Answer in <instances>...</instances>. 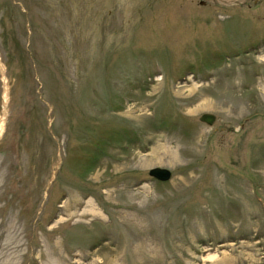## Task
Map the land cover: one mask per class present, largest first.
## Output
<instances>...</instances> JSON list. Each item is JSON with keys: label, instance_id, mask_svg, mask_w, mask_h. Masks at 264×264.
<instances>
[{"label": "rangeland", "instance_id": "374dc122", "mask_svg": "<svg viewBox=\"0 0 264 264\" xmlns=\"http://www.w3.org/2000/svg\"><path fill=\"white\" fill-rule=\"evenodd\" d=\"M2 118L0 264H264V0H0Z\"/></svg>", "mask_w": 264, "mask_h": 264}, {"label": "water", "instance_id": "95a60500", "mask_svg": "<svg viewBox=\"0 0 264 264\" xmlns=\"http://www.w3.org/2000/svg\"><path fill=\"white\" fill-rule=\"evenodd\" d=\"M215 116L212 113L203 112L198 116V121L207 125L212 124ZM147 174L158 181H167L170 178V170L164 167L154 166L147 170Z\"/></svg>", "mask_w": 264, "mask_h": 264}, {"label": "bare ground", "instance_id": "6f19581e", "mask_svg": "<svg viewBox=\"0 0 264 264\" xmlns=\"http://www.w3.org/2000/svg\"><path fill=\"white\" fill-rule=\"evenodd\" d=\"M5 118H2L1 120H0V135H1V133H2V131H3V126H4V120Z\"/></svg>", "mask_w": 264, "mask_h": 264}, {"label": "trees", "instance_id": "16d2710c", "mask_svg": "<svg viewBox=\"0 0 264 264\" xmlns=\"http://www.w3.org/2000/svg\"><path fill=\"white\" fill-rule=\"evenodd\" d=\"M99 153H100V150H99ZM91 160H93V159H91Z\"/></svg>", "mask_w": 264, "mask_h": 264}]
</instances>
